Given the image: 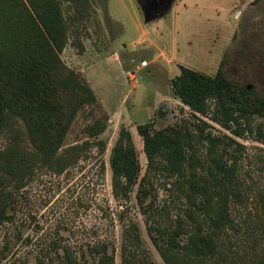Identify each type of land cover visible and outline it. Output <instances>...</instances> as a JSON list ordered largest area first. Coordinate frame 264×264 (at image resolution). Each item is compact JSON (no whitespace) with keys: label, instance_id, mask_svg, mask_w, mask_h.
<instances>
[{"label":"rangeland","instance_id":"374dc122","mask_svg":"<svg viewBox=\"0 0 264 264\" xmlns=\"http://www.w3.org/2000/svg\"><path fill=\"white\" fill-rule=\"evenodd\" d=\"M89 1V17L71 23L60 58L87 81L96 104L78 113L64 148L104 141L105 153L100 154V145L89 146L63 172L29 157L33 171L20 181L7 173V158L1 156L17 148L31 155L35 149L28 132L16 125L0 134V191L6 189L15 199L13 221L0 227V264H69L66 248L96 264L89 247L103 244L115 264H123L125 256L131 264H165L151 228L174 225L181 217L194 229L178 177L152 172L141 203L138 186L126 200L115 196L112 185L111 153L124 126L132 133L145 176L148 161L137 127L149 122L154 130L186 126L204 170L194 164L205 175L214 167L212 156L223 157L226 165L237 160L245 201L232 204L235 228L220 236L221 254L208 264H264V218L258 204L264 193V117L249 125L242 121L243 135L236 136L208 117L195 116L171 86L179 65L207 75L222 66L232 82L264 99V0H173L165 17L149 23L137 0ZM63 7L67 18L75 15L67 4ZM99 118L106 130L90 139L86 127ZM210 138L221 142L212 146ZM198 217L205 213L198 211ZM132 226L138 228L137 242L129 236Z\"/></svg>","mask_w":264,"mask_h":264},{"label":"trees","instance_id":"16d2710c","mask_svg":"<svg viewBox=\"0 0 264 264\" xmlns=\"http://www.w3.org/2000/svg\"><path fill=\"white\" fill-rule=\"evenodd\" d=\"M64 3L75 15L66 17ZM89 10V0H0V134L23 125L35 149L31 155L15 148L1 156L7 158V173L18 176L20 181L32 173L31 160L63 172L89 146L100 145V154L105 153L104 141L87 140L64 148L78 113L96 104L95 93L87 81L68 69L60 58L68 43L71 23L89 17ZM179 69L180 74L171 79L173 92L195 116L208 117L221 127L234 130L236 136L243 135L242 121L249 125L253 118L264 117V99L250 87L232 82L222 66L215 75L183 65ZM106 126V121L99 118L86 127V133L90 139L95 138ZM235 126L237 129H233ZM137 131L143 140L147 172L141 177L142 167L132 133L122 127L110 158L115 196L128 200L138 186L141 203L147 197L146 186L152 172L177 176L178 188L184 190L189 203L184 212L194 229L179 217L174 225L152 227V242L165 264L212 262L221 254L220 236L235 228L232 204L243 205L245 201L237 160L226 165L223 157L212 156L214 167L207 169L209 175H205L194 164L197 162L204 170L196 157L193 134L186 126L170 125L154 130L149 122L139 125ZM210 142L214 146L221 141L210 138ZM259 196L264 218V193ZM14 205L12 193L1 189L0 227L13 221ZM198 211L205 213L203 219L198 217ZM131 231L130 239L137 242L138 228L132 226ZM88 254L98 260L96 264H115L107 245L90 246ZM65 255L69 264H89L85 256L79 258L67 248ZM123 264H131V260L125 256Z\"/></svg>","mask_w":264,"mask_h":264},{"label":"flooded vegetation","instance_id":"af4514ba","mask_svg":"<svg viewBox=\"0 0 264 264\" xmlns=\"http://www.w3.org/2000/svg\"><path fill=\"white\" fill-rule=\"evenodd\" d=\"M151 13L162 11L168 6L170 0H141Z\"/></svg>","mask_w":264,"mask_h":264},{"label":"water","instance_id":"95a60500","mask_svg":"<svg viewBox=\"0 0 264 264\" xmlns=\"http://www.w3.org/2000/svg\"><path fill=\"white\" fill-rule=\"evenodd\" d=\"M137 1H138L139 5H140V7L144 13L146 23H149V22L153 21L154 19L158 18L159 16L166 14V12H168L170 10L173 0H170L168 6H166V8H164L160 14H159V12H156V13L149 12L147 7L142 3L141 0H137Z\"/></svg>","mask_w":264,"mask_h":264},{"label":"built area","instance_id":"2783aa9c","mask_svg":"<svg viewBox=\"0 0 264 264\" xmlns=\"http://www.w3.org/2000/svg\"><path fill=\"white\" fill-rule=\"evenodd\" d=\"M141 66L145 68L148 66V62L146 60L142 61Z\"/></svg>","mask_w":264,"mask_h":264},{"label":"crops","instance_id":"0c3cea01","mask_svg":"<svg viewBox=\"0 0 264 264\" xmlns=\"http://www.w3.org/2000/svg\"><path fill=\"white\" fill-rule=\"evenodd\" d=\"M174 3H175V2H174ZM174 3L172 4V6H171V8H170V10H169V11H171V9H172V7H173ZM169 11H168V12H169ZM168 12H166V13H168ZM163 17H165V14H164V15H161V16H159V17H158V18H156V19H160V18H163ZM156 19H154V20H156ZM154 20H153V21H154Z\"/></svg>","mask_w":264,"mask_h":264}]
</instances>
